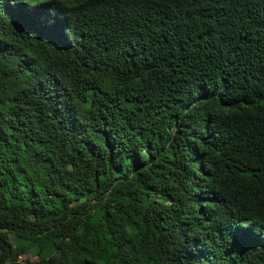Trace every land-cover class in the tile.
<instances>
[{"label": "trees", "instance_id": "1", "mask_svg": "<svg viewBox=\"0 0 264 264\" xmlns=\"http://www.w3.org/2000/svg\"><path fill=\"white\" fill-rule=\"evenodd\" d=\"M0 264H264V0H0Z\"/></svg>", "mask_w": 264, "mask_h": 264}, {"label": "rangeland", "instance_id": "2", "mask_svg": "<svg viewBox=\"0 0 264 264\" xmlns=\"http://www.w3.org/2000/svg\"><path fill=\"white\" fill-rule=\"evenodd\" d=\"M11 240L13 242V240H14L13 237H11ZM14 258H15L16 261L21 262V263H25L29 259L32 260V261H34V262L38 260L37 258H35L34 256H32V254L31 255H25V254L20 253L17 250V247L16 246L14 248Z\"/></svg>", "mask_w": 264, "mask_h": 264}]
</instances>
